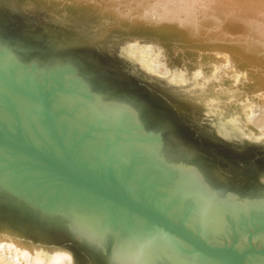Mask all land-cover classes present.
Listing matches in <instances>:
<instances>
[{
  "label": "water",
  "instance_id": "water-1",
  "mask_svg": "<svg viewBox=\"0 0 264 264\" xmlns=\"http://www.w3.org/2000/svg\"><path fill=\"white\" fill-rule=\"evenodd\" d=\"M206 6L194 0H0V52L40 74L70 69L89 97L128 112L144 136L157 139L166 167L194 173L218 202L264 203V131L249 121L264 108V23L253 16L235 22L233 13ZM148 48L151 59L139 54ZM155 58L165 73L154 67ZM0 79L43 107L61 159L37 150L19 132H0L1 149L140 218L203 259L246 264L247 254L264 255L252 246L246 253L214 246L80 169L46 99ZM0 237L46 262L66 256L71 264H127L116 254L120 231L92 237L72 214L47 211L2 182Z\"/></svg>",
  "mask_w": 264,
  "mask_h": 264
},
{
  "label": "bare ground",
  "instance_id": "bare-ground-1",
  "mask_svg": "<svg viewBox=\"0 0 264 264\" xmlns=\"http://www.w3.org/2000/svg\"><path fill=\"white\" fill-rule=\"evenodd\" d=\"M219 13L235 15V22L253 16L264 23V0H194ZM240 17V18H239ZM152 50L145 55L150 59ZM165 73L160 62L154 66ZM0 74L24 91L44 97L54 126L74 164L119 190L144 201L208 243L248 252H264V203L218 202L190 172L166 167L159 159L156 138L144 136L128 112L100 104L86 93L68 69L37 73L0 52ZM264 106V104H263ZM250 123L264 131V108ZM0 132H18L34 148L55 159L61 155L46 126L43 107L17 93L0 79ZM33 163L0 148V182L43 209L73 215L78 227L92 237L108 229L123 234L117 257L127 264H219L197 256L176 238L128 212L116 209L45 172ZM256 245L257 248H256ZM46 262L39 254L0 237V264H71L66 256ZM246 264H264V255L249 253Z\"/></svg>",
  "mask_w": 264,
  "mask_h": 264
},
{
  "label": "rangeland",
  "instance_id": "rangeland-1",
  "mask_svg": "<svg viewBox=\"0 0 264 264\" xmlns=\"http://www.w3.org/2000/svg\"><path fill=\"white\" fill-rule=\"evenodd\" d=\"M140 49H142V48H140ZM139 54H142V55L145 57V55H144L145 53L142 52V50L139 52ZM155 59H156V58H155ZM145 60H146V59H145ZM145 60H144V61H145ZM158 60H159V58L156 59V62H158ZM142 61H143V60H142ZM145 62H146V61H145ZM155 64H156V63H155ZM257 246H258V245H256V248H257Z\"/></svg>",
  "mask_w": 264,
  "mask_h": 264
}]
</instances>
